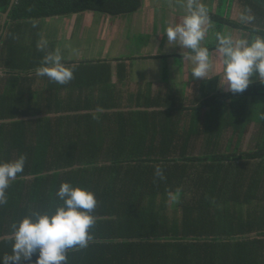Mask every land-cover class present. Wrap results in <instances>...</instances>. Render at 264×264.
Instances as JSON below:
<instances>
[{
	"label": "trees",
	"instance_id": "1",
	"mask_svg": "<svg viewBox=\"0 0 264 264\" xmlns=\"http://www.w3.org/2000/svg\"><path fill=\"white\" fill-rule=\"evenodd\" d=\"M11 1L0 0V30ZM219 1L224 8L234 0ZM238 1L256 24L210 11L218 32L229 26L264 36V0ZM142 6L143 0L15 1L0 37V84L14 87L12 103L1 100L0 110L15 117L0 125V160L22 154L26 162L0 206V257L12 253V223L54 211L67 181L98 201L93 238L87 248L69 250L67 264H264V84L254 80L233 94L213 76L185 104L140 90L125 96L127 75L119 71L114 83L109 59H63L74 66L64 85L35 74L57 50L55 41L42 39L44 19L84 11L118 17ZM205 47L211 53L218 45ZM33 115L42 116L21 118ZM253 123L259 141L245 150Z\"/></svg>",
	"mask_w": 264,
	"mask_h": 264
},
{
	"label": "clouds",
	"instance_id": "2",
	"mask_svg": "<svg viewBox=\"0 0 264 264\" xmlns=\"http://www.w3.org/2000/svg\"><path fill=\"white\" fill-rule=\"evenodd\" d=\"M181 22L169 24L165 29L168 46L190 50L193 65L191 77L205 79L212 68L210 52L202 46L208 28L211 27L210 10L201 0H185L181 5ZM223 65L221 87L233 94L243 93L254 80L264 84V36L252 39L234 38L228 33H215ZM46 42L38 45L43 49ZM37 76L64 85L74 76V66L63 63L57 49L43 57L35 68ZM26 157L0 160V206L7 203L6 189L23 173ZM56 196L62 201L54 211L32 212L11 225L12 253L0 257V264H67L69 250L87 248L92 240L90 229L96 223L93 215L97 207L93 191L64 181ZM35 255V260L32 257Z\"/></svg>",
	"mask_w": 264,
	"mask_h": 264
},
{
	"label": "crops",
	"instance_id": "3",
	"mask_svg": "<svg viewBox=\"0 0 264 264\" xmlns=\"http://www.w3.org/2000/svg\"><path fill=\"white\" fill-rule=\"evenodd\" d=\"M149 2H152L154 6L150 10H154L155 12L157 9H160L161 6H163L161 2H165V5L167 2L169 7L176 5V0H143V6L134 13L124 14L118 17L113 15L106 16V21L105 23L103 22L105 24H103L105 26L103 29L106 30V43L105 45L101 44V48L96 46V43H92L88 46L84 42L87 47L78 49L75 47L76 39L82 38L80 35H77L79 36L77 37L75 34L76 32L74 33L73 30V37L70 39V43H68L67 36H57L56 34L54 37L49 38L46 35V31L49 29V23L47 21V28H45V19L42 21V39L44 41L49 39L56 42V48L59 49L62 55V60H111L113 70L112 80L114 83L119 82L118 79L119 74L122 72L121 70H124L125 74L127 75L125 78V83L128 84L126 88L128 91L125 93V96L129 95L130 93L136 94L140 90L142 92L145 91L146 95H151V97H156L158 95H169L177 99H183L185 104H191L193 96L198 95L199 87L204 80L213 76H220V81L222 80L223 65L220 54L218 53V50H214L210 53L212 68L210 69L207 78H192L191 69L193 65L188 58L190 50H182L184 54L181 55V50L177 48L169 49V46L166 43L167 37L164 34L165 29L169 24L181 22L183 16H176L174 11L173 13L169 11V15L167 18H164L163 22V19L161 18H158L156 21L155 17L157 16L150 17V14H148L146 10V12L141 15L140 13H143L144 7H149ZM210 2L212 9H214V5L217 8L219 0H210ZM178 14H183V8L182 12ZM146 15H149V17ZM212 23L213 22L211 21V27L208 28L205 40L208 39L209 36L215 31ZM149 25H151V27ZM142 32H145L147 37L144 42L142 40L139 42V39L137 40V36ZM74 35L76 36V39H74ZM83 38H85V36ZM128 39H130L129 42H127ZM105 41L103 39H97V43H104ZM207 42L208 41H203L202 46L205 47L209 44H212ZM68 44L69 46H67ZM65 48H67V50H65ZM88 54L91 56H88ZM154 55H157V57H153ZM164 55L168 56L165 57ZM178 60H181L182 62L178 63ZM119 62H125L126 67L124 65L122 67ZM4 83H7V81H4L2 84H0V107L2 106L1 100H5L6 106L9 104V98L11 103L13 101V84H9V86H3ZM221 90L226 91V86L221 87ZM123 99L126 100L125 102L128 101V98ZM150 109H155V107H150ZM1 112L2 110H0V125L15 120L13 115L7 112ZM39 116L42 115H33L21 118L30 119L37 118ZM251 129L246 134V139H244V141L249 138ZM5 132L9 131L6 130ZM258 141L259 132H257V138L255 139L254 147ZM2 152L3 151H0V157L3 156ZM0 159H2V157Z\"/></svg>",
	"mask_w": 264,
	"mask_h": 264
},
{
	"label": "rangeland",
	"instance_id": "4",
	"mask_svg": "<svg viewBox=\"0 0 264 264\" xmlns=\"http://www.w3.org/2000/svg\"><path fill=\"white\" fill-rule=\"evenodd\" d=\"M153 1V0H152ZM225 1V0H224ZM185 2V0H176V5L169 7L165 5V2H161L163 6H161L160 9H157L156 12L153 10L151 11L154 6L152 2H149L148 8L144 7L143 13H140L141 15L144 14L146 11L148 14H150V17L152 16H157L155 17V20L157 21L158 18L163 19L167 18L169 15V11L173 13L175 12L176 16H183V14H178L182 12V7L181 5ZM202 3L208 6L210 11H213L215 13H225L229 14L230 18L240 21L245 24H250V25H255L256 23L253 21L252 16L250 13H247V10L241 6L238 0H234L233 2L226 3L224 8L221 6H217V8L214 5V9L211 8V2L210 0H201ZM220 2V1H219ZM182 3V4H181ZM146 10V11H145ZM153 12V13H152ZM152 14V15H151ZM106 16H110L108 14L100 13L97 11H84L80 13H74V14H69V15H59V16H53L51 18H46L44 21V26L47 28V21L49 25V29L46 31V35L49 38L54 37L56 34L57 36L62 35L64 37L67 36L68 43H70V39L73 37L72 36V30L74 33L77 35H80L82 39H76L74 35V39H76V44L75 47L78 49H82L87 47L84 42L89 46L92 43H96V46L100 47V45H105L106 43V30L103 29L105 26V21H106ZM149 17V15H146ZM104 22V23H103ZM77 24V25H76ZM104 24V25H103ZM213 28L214 32L209 36L208 39L204 40L205 42L208 41L207 43H214L216 42L215 39V33L218 32L217 25L213 22ZM127 25V24H126ZM79 26V27H78ZM151 27V25H149ZM85 28V29H84ZM138 33V32H137ZM223 33H228L231 34L234 38H248L252 39L255 36L252 35L251 33H248L243 30H236L232 27L225 26ZM127 35V34H126ZM85 36V38H83ZM79 37V36H77ZM147 35L145 32L139 33L137 36V40L139 39V42L142 40L146 39ZM97 39H103L105 42L104 43H97ZM130 39L127 40L129 42ZM126 42V43H127ZM69 46V44L67 45ZM74 46V43H73ZM101 48V47H100ZM104 48V46H103ZM177 48L180 50L178 46H169V49ZM67 50V48H65ZM186 50V49H182ZM88 56H91L88 54ZM81 57V56H80ZM182 61L178 60V63H181ZM194 98V96H193ZM193 101V100H192ZM252 129L251 133H249V138L244 141L243 148L245 150L252 149L255 145V139L257 138V132H259V125L253 123L252 124ZM250 131V130H249ZM230 131H226L225 134L223 135V141L224 143L226 142V137L230 134ZM222 138V137H221ZM246 139V138H245ZM264 206V205H263Z\"/></svg>",
	"mask_w": 264,
	"mask_h": 264
},
{
	"label": "water",
	"instance_id": "5",
	"mask_svg": "<svg viewBox=\"0 0 264 264\" xmlns=\"http://www.w3.org/2000/svg\"><path fill=\"white\" fill-rule=\"evenodd\" d=\"M16 0H12L11 1V4L8 8V10L6 12L3 13V18H2V24H1V30H0V37L1 35L3 34V32L5 31V25H6V22L9 20V14H10V11L14 5Z\"/></svg>",
	"mask_w": 264,
	"mask_h": 264
}]
</instances>
